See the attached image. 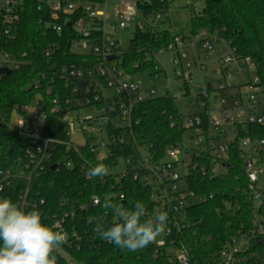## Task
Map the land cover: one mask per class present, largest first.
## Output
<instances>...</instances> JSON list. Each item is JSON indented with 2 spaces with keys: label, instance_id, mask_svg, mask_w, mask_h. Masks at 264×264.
Returning a JSON list of instances; mask_svg holds the SVG:
<instances>
[{
  "label": "built area",
  "instance_id": "2783aa9c",
  "mask_svg": "<svg viewBox=\"0 0 264 264\" xmlns=\"http://www.w3.org/2000/svg\"><path fill=\"white\" fill-rule=\"evenodd\" d=\"M20 1L0 0L1 20L9 26L15 21ZM39 1L50 12L46 26L61 32L63 23L58 21L64 17V24L73 25L76 30L71 51L96 55L98 61L86 66L67 64L59 69L53 67L52 74L46 79L47 95L55 91L58 78L67 87L61 96L53 99L50 108V112L56 113L64 125V137L44 134L49 108L41 94L31 103L14 110L19 118L14 124L11 121V126L19 134L29 136L30 145L25 149L24 162L0 170V197L12 188L14 182L24 180L27 187L18 196L17 203L26 210L36 209L42 214L46 210V199L30 188L35 175L54 165L78 169L83 175L81 180L85 189L93 184V192L87 194L86 190H80V198L78 193L63 198L50 223L66 237L58 251L70 255L71 250L81 247L82 241L91 238L90 225L97 221L109 225L106 220L109 216L116 221V217L104 207V200L125 202L126 180L139 182L149 189L148 203L145 204L150 214L148 218L162 211L168 213L165 230L152 243L157 252L168 249L171 264H192L187 245L177 240L191 226L190 206L197 200H205L195 194L190 175L195 171L212 175L223 173L228 168L225 164H229L230 152L237 138L240 139L239 156L250 182L258 183L264 174V137L255 134L252 128H264V86L257 67L249 57L238 58L225 36L202 30L196 35H177L172 43L158 51L145 47L146 61L153 60L154 63L147 71L133 76L122 64L125 52L134 45L135 33L125 49L118 40L106 38L109 0ZM117 1V14L121 19L117 30L131 26L134 21L137 22L135 32L162 30L163 13L141 8L138 0ZM80 5L86 17L72 23L68 15ZM221 43L229 45L228 51L219 47ZM166 52L172 53L175 76L182 79L179 90L184 98L191 99L193 111L186 116L177 107L184 119L185 130L182 138L167 147L161 156L157 145L139 137L134 126L139 123L137 110L147 99L168 91L175 100L178 97L169 88L159 90L144 85L141 78L146 75L155 79L165 71L159 57ZM52 53L53 48L47 49V56ZM110 57L114 59L110 60ZM10 62V54L0 50V77ZM212 62L218 67L210 68ZM137 65L135 63L134 66ZM208 71L213 74V79L205 77ZM196 79L199 80L197 90L192 85ZM85 108L92 112L83 113ZM175 125L176 121L172 120L171 126ZM240 127L245 128L248 135L240 137ZM73 133L83 134L87 142L76 144ZM98 164L108 168V174L89 176L88 169ZM256 200L263 203V194L259 191H256ZM225 205L229 206V203ZM256 217L259 219L257 211ZM259 231H264L261 223ZM244 245L248 247L246 237L233 238L219 255L231 263L237 259L238 252L247 248L243 249Z\"/></svg>",
  "mask_w": 264,
  "mask_h": 264
},
{
  "label": "trees",
  "instance_id": "16d2710c",
  "mask_svg": "<svg viewBox=\"0 0 264 264\" xmlns=\"http://www.w3.org/2000/svg\"><path fill=\"white\" fill-rule=\"evenodd\" d=\"M138 1L141 8L164 14L171 0ZM202 1L205 3L203 10L191 18L190 35L208 30L225 36L238 58L249 57L252 60L264 86V0ZM49 15V9L39 0H21L11 26L0 17V50L8 52L12 59L0 77V170L24 162L25 149L30 145V137L19 134L11 126L14 110L31 103L41 94L49 108L44 134L64 137V125L56 113L50 112V108L53 99L61 96L67 87L58 78L55 91L47 95L46 79L52 74L53 67L59 69L67 64L86 66L98 61L96 55L73 53L71 43L76 37L74 26L64 24V17H60L58 22L63 23V30L54 31L46 26ZM68 16L74 23L86 17V13L80 5ZM176 36L169 30H136L134 45L125 52L122 67L133 76L147 71L154 61H146L145 47L158 51L172 43ZM49 48H53V53L47 56ZM135 63L138 64L136 67ZM38 83L40 87H37ZM136 117L139 120L134 126L137 135L145 141L154 142L161 156L167 147L182 138L185 130L184 119L177 110L174 95L169 91L143 102ZM172 120L176 121L175 126H171ZM252 128L255 134L264 137V128ZM246 135V129L240 127L239 136ZM239 150L240 139L237 138L230 152V166L223 173L212 175L195 171L190 175L195 194L205 199L197 200L190 206L191 226L177 239L187 245L192 264H264V231H259V224L264 225V174H261L262 179L258 183H251L243 168ZM262 157L264 163V153ZM82 177L78 169L63 166L55 170L51 166L47 171L35 175L30 188L33 193H40L46 199V210L42 213L44 223L50 225L52 215L63 198L79 194L80 190H86L87 194L93 192V184L85 189ZM126 182L127 196L121 204L129 208L136 202L147 204L149 189L136 181L127 179ZM26 187V181H16L2 196L17 203L18 196ZM256 191L263 194L262 204L256 200ZM77 197L80 198V194ZM226 202L229 206L225 205ZM106 220L109 225L115 222L111 216ZM93 228L94 225L88 228L91 238L82 241L80 248L71 250V260L57 250V264H171L166 248L157 252L155 246L150 244L136 251L122 250L100 239ZM241 237L248 239V247L237 253L236 260L227 263L219 255L221 250L233 238Z\"/></svg>",
  "mask_w": 264,
  "mask_h": 264
},
{
  "label": "clouds",
  "instance_id": "9594fccd",
  "mask_svg": "<svg viewBox=\"0 0 264 264\" xmlns=\"http://www.w3.org/2000/svg\"><path fill=\"white\" fill-rule=\"evenodd\" d=\"M108 168L98 164L88 169L91 177H103ZM104 207L116 221L106 225L97 221L93 231L102 240L122 250L136 251L152 244L167 226L168 213L148 218L143 202L132 208L111 199ZM66 242L65 235L43 222L39 210H26L6 197H0V264H57L55 252Z\"/></svg>",
  "mask_w": 264,
  "mask_h": 264
},
{
  "label": "rangeland",
  "instance_id": "374dc122",
  "mask_svg": "<svg viewBox=\"0 0 264 264\" xmlns=\"http://www.w3.org/2000/svg\"><path fill=\"white\" fill-rule=\"evenodd\" d=\"M117 0H109L108 2V11H107V25H106V38L110 41L118 40L121 43L123 49L127 48L130 44L131 38L134 36L137 22H132L131 26H127L124 29L117 30V26L121 19L117 14ZM204 1L202 0H171L168 8L163 14L162 22L160 24V28L162 30H169L174 35H190L191 34V18L194 14L200 13L204 8ZM107 41V44L110 43ZM187 47V46H186ZM219 47H223L226 51L229 49V45L226 43L219 44ZM160 60L165 67V71L161 72L158 78L150 79L148 76H141L144 85L148 87H156L159 90H164L165 88H169L170 91L177 93L178 97L176 99V104L180 112L185 114L186 116L191 114L193 108L190 106L191 99L184 98L182 96V92L179 90V86L182 83L181 78H177L175 76L174 65L171 61L172 53L166 52L160 55ZM218 67V64L212 62L210 63V68ZM207 79H213V74L208 71L205 74ZM192 85L196 86V90L199 85V80L196 79L192 82ZM92 112L90 109L85 108L83 113L90 114ZM19 114L15 111L12 116V124L18 120ZM73 141L76 144L83 145L87 142V138L81 133H73ZM190 144V142H187ZM220 171H223V168H219ZM247 245H244L242 248L245 249ZM60 253L67 259L71 260V256L60 250ZM75 264V263H73Z\"/></svg>",
  "mask_w": 264,
  "mask_h": 264
},
{
  "label": "water",
  "instance_id": "95a60500",
  "mask_svg": "<svg viewBox=\"0 0 264 264\" xmlns=\"http://www.w3.org/2000/svg\"><path fill=\"white\" fill-rule=\"evenodd\" d=\"M109 59L112 60V59H114V57H110ZM225 166H226V167H229V164H225ZM57 167H58V165H54V166H52V170L57 169Z\"/></svg>",
  "mask_w": 264,
  "mask_h": 264
}]
</instances>
